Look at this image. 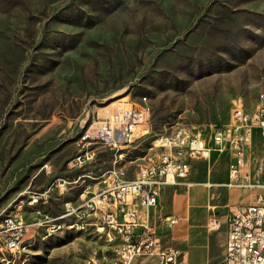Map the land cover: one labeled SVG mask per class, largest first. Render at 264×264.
Here are the masks:
<instances>
[{"label":"rangeland","instance_id":"rangeland-1","mask_svg":"<svg viewBox=\"0 0 264 264\" xmlns=\"http://www.w3.org/2000/svg\"><path fill=\"white\" fill-rule=\"evenodd\" d=\"M262 91L264 0H0V206L27 187L77 180L45 202L22 204L36 225L0 264L108 259L112 243L93 229L55 228L69 222L56 219L64 203L114 163L133 176L157 157L162 135H207L228 121L234 100L251 109ZM118 103L147 105L148 132L122 153L92 143L93 158L69 168L81 132ZM251 145L257 168L264 140ZM227 166V155L213 152L189 173L195 185L168 189L166 209L158 206L162 216L186 210V236L159 226L162 244L179 249L185 264H222L229 207L253 201L255 190L227 186ZM212 218L217 228L208 227Z\"/></svg>","mask_w":264,"mask_h":264},{"label":"built area","instance_id":"built-area-1","mask_svg":"<svg viewBox=\"0 0 264 264\" xmlns=\"http://www.w3.org/2000/svg\"><path fill=\"white\" fill-rule=\"evenodd\" d=\"M149 113L147 105L118 103L102 117H94L81 132L77 140L80 151L69 160L68 167H80L91 160L94 153L88 146L92 143L122 153L148 132ZM255 136L264 140V91L251 109L241 99L234 100L228 121L211 127L205 136L189 130L160 136L156 140L157 157L131 177L127 169L114 163L94 177L92 189L85 184L84 195L64 203V211L56 219L69 222L54 226L80 224L112 243L108 259L92 256L82 264H185L179 249L161 242L159 226L166 223L171 228L179 218L169 214L154 220L160 195L167 186L183 184L193 162L209 163L213 152L225 153L229 159L227 186L252 189L256 194L252 203L229 211L222 264H264V164L252 169ZM76 181L54 178L38 191L27 187L0 206V257L13 253L15 238L27 237L36 225L25 219L21 203L31 207L45 202L52 192L65 190ZM218 226L216 218L208 223L210 229Z\"/></svg>","mask_w":264,"mask_h":264},{"label":"crops","instance_id":"crops-1","mask_svg":"<svg viewBox=\"0 0 264 264\" xmlns=\"http://www.w3.org/2000/svg\"><path fill=\"white\" fill-rule=\"evenodd\" d=\"M228 162H229V159H228ZM200 163H205L206 164V161L201 160V161H195V162H193L192 165H191V170H190L189 173H193L194 168H195V165L200 164ZM252 169H253V165H252ZM227 173H228V166H227ZM252 174H254V173H252ZM188 177H189V175L184 179V183L181 184V185H174V186L171 185V186L165 187L163 189L161 195H160V198H159V201H158V206L160 205V203L162 201V202H164L165 209H166V191H168V189H173V188L179 187V186H187V187H190V186L195 185L194 182L188 181ZM228 187L231 188V190H241V189H245V188H239V187H235V186H228ZM253 192L255 193L256 191H253ZM255 194L253 196H255ZM158 206L156 207L155 213H154V220L155 221H158L159 219L161 220L164 217V216L160 215L159 213L157 214ZM240 206H243V205L232 204V206L229 207V211H230V209H233L235 207H240ZM172 214L177 215L178 218H179L177 224H175L173 227H176V226L178 227V225L182 224L180 227H178V228L176 227V229L173 232L178 233L180 236H186L188 234L187 229H183L185 227L184 222H185V220H187L186 210L183 207L178 206L176 208L175 213H172ZM225 222H226V220H225ZM226 236H227V223H226ZM226 236H225V242H226ZM225 242H224V246H225ZM196 247L198 249L202 250V248L204 247V242H200ZM184 263H185V255H184Z\"/></svg>","mask_w":264,"mask_h":264},{"label":"bare ground","instance_id":"bare-ground-1","mask_svg":"<svg viewBox=\"0 0 264 264\" xmlns=\"http://www.w3.org/2000/svg\"><path fill=\"white\" fill-rule=\"evenodd\" d=\"M22 204L23 203H21V207H22ZM71 225H73L72 227H77L78 229H85L84 226L80 225V224H71ZM25 242H26V237L15 238V244L13 246V253H15V252L19 251L21 248H23L25 246Z\"/></svg>","mask_w":264,"mask_h":264}]
</instances>
